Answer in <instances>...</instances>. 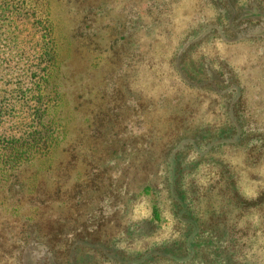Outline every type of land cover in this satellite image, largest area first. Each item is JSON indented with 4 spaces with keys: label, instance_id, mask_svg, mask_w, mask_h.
I'll return each instance as SVG.
<instances>
[{
    "label": "rangeland",
    "instance_id": "1",
    "mask_svg": "<svg viewBox=\"0 0 264 264\" xmlns=\"http://www.w3.org/2000/svg\"><path fill=\"white\" fill-rule=\"evenodd\" d=\"M50 2L54 67L0 31V264H264V0Z\"/></svg>",
    "mask_w": 264,
    "mask_h": 264
},
{
    "label": "trees",
    "instance_id": "2",
    "mask_svg": "<svg viewBox=\"0 0 264 264\" xmlns=\"http://www.w3.org/2000/svg\"><path fill=\"white\" fill-rule=\"evenodd\" d=\"M16 1H20V0H0V31H2L6 35L8 34L9 37L11 36L17 37L24 33L32 34L33 36H35L36 33H40L38 36L39 42L37 43V46H42L43 44V46L41 47L42 49H44L43 54L50 57L48 60L52 64L49 65L51 67H54L53 63L56 64L58 63L57 48H59L60 44L58 43L59 21L58 19L55 18L54 7L51 6L52 3L50 2V0H48L46 3H43L42 1H38L42 3H40V5L39 4L33 5L32 8L34 11L32 15L38 16L40 17V19H38V21H35L33 26L30 29H28V25L26 24V22L22 20L23 19L22 17L24 16L25 18H30L31 17V15H29L30 12L28 11L22 13L21 8L19 9L17 8L16 11L14 9H10L12 4L15 5ZM18 12H21L23 15H19ZM242 12H245L246 16H249L245 19L246 21H249L252 17L258 19L256 21L257 24L255 26H259L262 23L261 21L264 14L259 5L247 6L245 9L242 10ZM37 26H40L41 28H38L36 33H33L35 32ZM253 36L256 35L254 34ZM262 36H264V33ZM44 71L46 72V74L49 75L47 68ZM42 78L43 80H45L44 79L45 77ZM37 134L44 135L45 133L42 134V132H37ZM33 135L34 134L32 133V135H30L29 137L20 139L18 143H21L22 144L21 146L23 147L24 142H26V140L31 139ZM12 143H14V141Z\"/></svg>",
    "mask_w": 264,
    "mask_h": 264
}]
</instances>
